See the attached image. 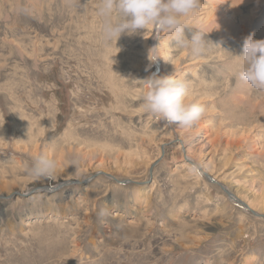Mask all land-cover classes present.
<instances>
[{"label": "rangeland", "instance_id": "1", "mask_svg": "<svg viewBox=\"0 0 264 264\" xmlns=\"http://www.w3.org/2000/svg\"><path fill=\"white\" fill-rule=\"evenodd\" d=\"M101 2L0 0V120L7 141L0 144V264H264V218L232 203L229 198L239 199L224 190L250 198L264 191V110L258 109L261 103L264 109V91L247 89V96L252 91L259 95L252 101L255 106L245 102L247 96L230 97L240 81L236 73L243 63L236 56L242 55L243 39L252 33L254 39H264V0L239 5L212 0L229 8L226 19L235 14L230 19L238 22V35L228 38L202 29L209 62L185 66L189 55L165 74L160 55L164 42L168 60L189 51L177 46L173 34L153 28L122 34L106 47L104 18L98 15ZM189 29L185 27V39L200 30ZM145 48L161 58L150 68L149 61L135 68L130 63ZM157 71L193 87L215 89L213 97L186 99L205 107L199 122L184 128L141 111L147 89L142 77ZM109 77L126 95L135 90L141 96L118 94L112 102L119 101L120 107H107L103 101ZM55 120L56 127L50 128ZM39 124L45 134L39 133ZM71 125L81 126L87 144H63L60 137ZM159 138L166 140L161 156L149 165L158 154ZM93 141H108L112 148L102 151ZM131 145L138 156L114 152ZM40 155L56 161L53 175L32 174ZM206 164L222 171L221 181L211 172L214 182L205 179L200 168L205 171ZM178 170L189 181H182ZM193 171H200L199 180ZM65 177L72 184L59 188ZM34 182L52 188L18 194ZM138 188L142 191L136 200Z\"/></svg>", "mask_w": 264, "mask_h": 264}, {"label": "clouds", "instance_id": "2", "mask_svg": "<svg viewBox=\"0 0 264 264\" xmlns=\"http://www.w3.org/2000/svg\"><path fill=\"white\" fill-rule=\"evenodd\" d=\"M200 7V0H102L98 15L104 18L103 43L106 47L111 46L122 34L153 28L157 33L173 34L177 46L192 55H204L208 46L207 34L203 30L197 31L190 39L184 38V18L195 14ZM236 57L238 60L242 58L243 63L236 73L237 78L253 89L264 91V39H254L250 34L244 39L242 55ZM158 58L161 57L149 53V68L158 63ZM143 82L147 88L143 107L152 117L170 125L190 128L205 116L203 105L186 103L191 82L172 75L160 76L158 71L152 72ZM56 166L54 159L40 155L35 158L31 172L37 177L51 176Z\"/></svg>", "mask_w": 264, "mask_h": 264}, {"label": "bare ground", "instance_id": "3", "mask_svg": "<svg viewBox=\"0 0 264 264\" xmlns=\"http://www.w3.org/2000/svg\"><path fill=\"white\" fill-rule=\"evenodd\" d=\"M220 1H222V0H220ZM234 1V0H233ZM245 1H247V0H245ZM244 0H243V2H245ZM262 1L263 0H255V4L257 3V4H260V2L262 3ZM200 2H201V7H200V9L195 13V14H193V15H190V16H188V17H185L184 18V23H185V27H190L191 29H189V30H191V31H193L194 30V27L195 28H198V29H200V30H205V31H210V32H212V33H215V34H221L222 36H227L228 38L229 37H231V36H237L238 34H237V32H235V31H238V30H236V28L237 27H239V24H238V26H237V23H235L234 22V20L236 19V16H235V14L234 15H230L234 20L232 21L230 18V20L229 19H226L225 17H227L226 15V11L227 10H229V8H225V7H223V6H226V5H222V7H220L219 5H214V3H212V0H206V1H204V0H200ZM214 2V1H213ZM223 2H225V1H223ZM230 2V1H229ZM241 2V0H236V3L238 4V3H240ZM233 4H235V2H232ZM236 4V5H237ZM227 7V6H226ZM241 7V6H240ZM260 8V5L259 6H257V7H254V9H253V15H251L250 17H248V21L250 22V20H252L251 19V17L253 18L254 16H255V14L257 13L256 12V10H258ZM228 12V11H227ZM228 17H229V15H228ZM250 18V19H249ZM264 18V17H263ZM227 20H229V21H232V23L230 22H228ZM237 20H239V19H237ZM236 20V21H237ZM240 21V20H239ZM247 21V20H246ZM245 21V22H246ZM234 22V23H233ZM248 22V23H249ZM263 22H264V20H263ZM244 23H242V25H243ZM247 24V23H246ZM241 25V24H240ZM245 25V24H244ZM241 27V26H240ZM262 27V26H261ZM244 29H246V28H244ZM243 29V30H244ZM250 29V28H249ZM260 29V28H259ZM262 29V28H261ZM260 29V30H261ZM264 29V28H263ZM248 30V29H247ZM258 30V29H257ZM259 32V31H258ZM261 32H263V34H264V30H261ZM237 35H236V34ZM210 34V33H209ZM214 34V35H215ZM244 34H245V32H244ZM250 34V33H249ZM253 34V33H252ZM254 35V34H253ZM239 36H241V34L239 35ZM242 36H244L243 34H242ZM246 36V35H245ZM235 37H233L234 39H236ZM238 38H240V37H238ZM240 40V39H239ZM242 40V39H241ZM244 40V39H243ZM163 48H162V52H161V57H162V71L164 72V74L166 73V72H172V71H174L175 69L174 68H176L177 67V63H178V61H179V59L180 58H182V57H184V59L185 58H187V57H189V55H190V60H189V62L188 63H186L187 65H185V66H190V64H196L197 65V62L199 63V62H201L203 59L205 60V61H203V62H209V61H206L207 59H208V57H210V55L209 56H204V55H200V56H195V55H192L190 52H183V53H181V55L178 57V58H174V60L173 59H169L168 60V51H167V47H168V43L167 42H164L163 43V46H162ZM149 53H150V55H151V51L148 49V48H145L144 50H143V52H140V53H138V55H137V57H136V59H135V61H133V62H131L130 64L132 65V66H134L135 68L137 67H145V66H147L148 65V56H149ZM215 58H218V56L217 57H215ZM191 59H194V60H191ZM170 60H172V62L170 61ZM219 60H224L223 59V56L222 55H219ZM202 62V63H203ZM201 63V64H202ZM164 65V66H163ZM179 66V65H178ZM184 72H186V70H184ZM149 75L147 74L146 76H144V77H142V79H145V78H147ZM184 80V79H183ZM107 89L105 90V94H104V100L106 101H103L104 103H105V105L107 106V107H110V108H115V109H118V107H120V102L119 101H117V102H115V104H113V100H115V98H116V95H118V94H121L122 96H124V97H128L127 95H129L131 98L132 97H140L141 96V91H135V90H133L132 91V93H127V95H126V92L124 91V90H122L121 89V87L119 86V84H118V82L114 79V78H111V77H109L107 80ZM202 87V88H201ZM249 87H250V89H249ZM144 88H146V85H145V87ZM109 89H111V90H109ZM247 89H248V91L250 90H253V88L250 86V85H248L247 83H245V82H243V81H239V83L236 85V87H235V91H234V93L233 94H231L230 95V97H235L234 95H244V96H247L248 95V92H247ZM212 90H215L213 87H206V86H195V87H193V86H191V90H190V94L187 96V98L186 99H189L190 100V98L192 99V98H195V99H197V101L198 100H200V99H202V98H204V97H213L214 95H216L217 93H214V92H212ZM146 91H147V89H144V91H143V96H144V93H146ZM230 91H232V90H230ZM233 92V91H232ZM236 92V93H235ZM237 96V97H238ZM239 96V97H240ZM258 94L256 95V93H254L253 91L251 92V93H249V96H247L248 97V99H247V97H246V101L243 99V98H241V101H242V104H243V101H245L247 104L249 103V104H251L252 103V101H254V100H256L257 101V99H260V98H258ZM238 97V99H240ZM236 98V97H235ZM208 99V98H207ZM206 100V99H205ZM205 100H203V102L205 101ZM234 100H236V102H237V99H234ZM208 101V100H207ZM238 101H240V100H238ZM260 101V100H259ZM263 101V100H262ZM206 102V101H205ZM244 102V103H245ZM52 103H53V101H52ZM202 103V102H201ZM239 103V102H238ZM254 103H257V102H253L251 105L253 106L254 105ZM262 105H263V103H261ZM261 104L259 105V107H258V109H260V110H264V109H261L260 108V106H261ZM244 105V107L246 106L245 104H243ZM251 106V108L252 109H254V107H252ZM255 106V105H254ZM247 107H250L249 105H247ZM256 107V108H257ZM246 108V107H245ZM263 108V107H262ZM140 109H141V111L143 112V111H145L144 110V107H140ZM249 109V108H248ZM217 111V110H216ZM247 111V110H246ZM211 113V112H210ZM253 113V112H252ZM251 113V114H252ZM215 114H216V112H215ZM255 114V113H254ZM256 115H257V113H256ZM253 116V115H252ZM262 116H264V115H262ZM259 118V117H258ZM0 119H2V118H0ZM54 119V118H53ZM229 119V118H228ZM260 120H261V118H260ZM56 120H55V122L52 124H50L49 126H50V128H54V127H56ZM39 126V133H44V126H42L41 124H39L38 125ZM163 125H161V127H162ZM81 126L80 125H75V127H74V125L72 126L71 125V127L69 128V129H67V130H65L63 133H62V135H61V137H60V140H62L64 143L63 144H65L66 146H68V148H77L79 145H83V144H87V141H86V139H84L80 134V131H81ZM256 129V128H255ZM233 130H234V128H233ZM238 130V129H237ZM248 131H249V129H248ZM230 132H232V131H230ZM233 132H236V131H233ZM238 132V131H237ZM251 132H252V129H251ZM5 133H6V131H5V127H4V125H3V122H2V120H0V144L1 145H5L6 144V137H5ZM239 133H241V132H238V135H239ZM45 134V133H44ZM234 134V133H233ZM242 134V133H241ZM240 134V137L242 136ZM230 135H231V133H230ZM181 137H182V140H184L185 138L187 139V137H185V135H182L181 134ZM185 137V138H184ZM41 138V137H40ZM163 139H164V137H162ZM161 140L160 138H159V140L157 141L158 143L156 144L157 146L156 147H158L157 148V152H158V154H157V156H155L154 158H153V160L149 163V165H151L153 162H155V161H157L160 157L159 156H161V145H162V143L164 142V141H166V140ZM59 140V141H60ZM155 140V139H154ZM169 140H170V138H169ZM58 142V141H57ZM185 142V141H184ZM75 143H77V144H75ZM166 143V142H165ZM57 144V143H56ZM56 144L55 143H53V146L55 147L56 146ZM36 145H37V143H36ZM92 146H94V148H98V149H101L102 151H107V148H112V146H110L111 145V143H108V141H105L103 144H98V143H95L94 141H93V143L91 144ZM120 146H122V144H120ZM85 147H87V145L85 146ZM25 148H27V147H25ZM25 148H23L24 150H25ZM35 148V147H34ZM37 148V147H36ZM80 149V148H79ZM163 149H164V147H163ZM28 150V149H27ZM34 150V149H33ZM30 151V150H29ZM36 151L37 150H35V153L31 150V153L33 152L35 155H36ZM178 151V149L177 150H174V152H177ZM25 152V151H24ZM51 152H52V150H51ZM114 152L116 153V154H119V152H122L123 153V155L125 156V157H127V158H131V157H133V155H139V152H137V150L135 149V148H133L132 149V145H131V147H129L128 149H122L121 147H119V148H114ZM189 153H191L190 151H188ZM187 152V154H189ZM30 154V153H29ZM48 155H52V153H49ZM191 155V154H190ZM193 156L194 155H192V160H194L193 159ZM188 157H189V155H188ZM187 157V158H188ZM202 161V160H201ZM126 162V161H125ZM129 163H130V160H129ZM200 163V162H199ZM198 163V164H199ZM212 164V163H211ZM202 165H203V163H202ZM149 168V167H148ZM203 168L205 169V171H203V170H201L202 171V173H206V171H207V173L209 172H211L210 174H214V175H216V176H214L213 175V177H215L216 179H218V180H220V175H221V173H222V171H220V169H216V167H211L210 165H208V164H206V166L204 165L203 166ZM119 171V170H118ZM174 171H177L176 169H174ZM179 172V178L182 180V181H189L188 179H189V175H187L186 173H184V172H182V170H178ZM198 171V170H197ZM124 172V171H123ZM82 173V171H79V173H78V175H80ZM112 173V172H111ZM193 173H194V171H193ZM196 173H198V176L196 177L198 180L200 179L199 177L201 176V173H200V171L199 172H196ZM196 173H194V174H196ZM208 173V174H209ZM209 174V175H210ZM77 178V177H76ZM223 179V178H222ZM73 180H75V178L73 179ZM63 181L64 182H68V181H70L69 180V177H65V178H63ZM62 181V182H63ZM72 181V180H71ZM128 181V180H127ZM221 181V180H220ZM56 184V183H55ZM60 184V183H59ZM47 185H49V183H42V184H39V183H37V182H34L33 183V186H31L30 188H27V189H23V188H21L20 189V191H22V192H19L18 194L20 195V196H24L25 195V193H27L28 191H29V189H31L32 190V188L33 187H48ZM53 185V184H52ZM221 185V184H220ZM37 189V188H36ZM19 191V190H18ZM141 188H138L136 191H135V193H134V196H135V199L137 200V198L138 197H141L140 195H141ZM256 191H258V189L257 190H255V192ZM17 192V191H16ZM254 192V191H253ZM235 197L237 198V200L239 199V201L241 200V201H244L245 203H247V205H248V207H250V208H252V209H257V210H255L259 215H261V216H263L264 215V191H262V192H260V193H258V192H256L254 195H253V197H249L246 193H244V192H237V193H235ZM16 198H20L19 196H17ZM229 200L232 202V203H234L235 205L237 204L238 205V203L235 201V200H232V199H230L229 198ZM239 206V205H238ZM243 208V207H242ZM243 210H245L246 212H248V210L247 209H245V208H243ZM27 214H33V213H27ZM260 216V217H261ZM262 218H264V217H262Z\"/></svg>", "mask_w": 264, "mask_h": 264}, {"label": "water", "instance_id": "4", "mask_svg": "<svg viewBox=\"0 0 264 264\" xmlns=\"http://www.w3.org/2000/svg\"><path fill=\"white\" fill-rule=\"evenodd\" d=\"M200 169L202 170V168H200ZM203 176L205 177V179H208V181L214 182V180L211 179V178H212L211 175H209L207 172H206V173H203ZM64 184H72V182H63L62 184L60 183V184L58 185V187L61 188ZM45 188H46V187H45ZM49 188H52V187H47L46 190L49 189ZM224 190H225L226 193H228L229 197L235 198L234 194L231 193L229 190H227L226 188H224ZM11 196H12V195H11ZM8 197H10V195H8ZM13 197H15V196H13ZM238 204H241L243 207L249 208V207L247 206V204L244 203V202H242L241 200L238 201ZM249 212H250V213H253V214L256 215V216H261V215H259L256 211H254V210L251 209V208H249ZM261 217H264V215L261 216Z\"/></svg>", "mask_w": 264, "mask_h": 264}]
</instances>
